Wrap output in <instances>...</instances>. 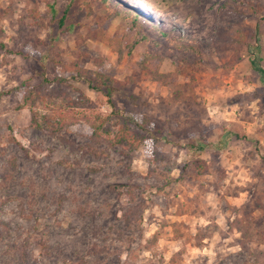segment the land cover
Masks as SVG:
<instances>
[{"label": "rangeland", "instance_id": "374dc122", "mask_svg": "<svg viewBox=\"0 0 264 264\" xmlns=\"http://www.w3.org/2000/svg\"><path fill=\"white\" fill-rule=\"evenodd\" d=\"M105 3L115 14L0 0V264H264V84L250 64L264 72V0ZM126 10L152 26L129 54ZM99 35L120 40V58ZM144 53L161 57L162 84L133 66ZM76 67L112 79L110 104ZM42 78L45 91L63 80L35 107L68 125L55 133L16 108ZM111 109L146 117L155 140L92 144L82 117Z\"/></svg>", "mask_w": 264, "mask_h": 264}, {"label": "trees", "instance_id": "16d2710c", "mask_svg": "<svg viewBox=\"0 0 264 264\" xmlns=\"http://www.w3.org/2000/svg\"><path fill=\"white\" fill-rule=\"evenodd\" d=\"M102 6L107 8L111 14H115L111 10L110 6H107L105 0H100ZM264 9V7H263ZM66 11L62 13L59 17V21L62 22L64 19ZM123 20L126 21V26L134 32L136 36L129 45H127V52L133 49V47L140 41L144 39L142 35L143 27H152L151 25H139L138 21H142L141 17L138 16L137 12L126 10L122 13ZM155 27H153L154 29ZM157 30V29H155ZM158 31V30H157ZM159 32V31H158ZM245 33V32H243ZM164 35V34H162ZM102 44L108 47L111 51L115 52L117 58L121 57L122 49L120 40L110 38L104 35H99L97 38ZM171 45L176 49H186V50H196V46L186 47L182 45L181 42L167 39ZM239 46V41L235 40L234 48L235 50ZM151 62H155V65H151ZM161 62V57L157 53H144L141 59L133 64V66L138 70V72H145L151 76V79L157 84H162L163 80L167 77V74H162L157 71L156 64ZM250 64L256 71L259 76L260 82L264 84V72L259 67H254L253 62ZM75 78L82 80L86 87L94 92H97L106 104H110V88L112 85V79L100 71H89L87 69H82L76 67L74 70ZM49 84V81L46 78H42L38 86H25L21 92L20 103L17 105V109L27 108L30 112V124L35 128L39 129H49V132L55 133L61 129H66L67 124H64L60 121V115L49 116L47 114L39 115L35 110V107L41 106L44 102H47L49 98L54 96L56 93H53L55 90L59 93V87L63 84V80H55V90L54 91H45V86ZM76 103H73L75 105ZM82 120L86 123L89 129V140L92 144H102L107 143L111 146L118 147H127L129 152L135 151L145 140L154 141L155 138L150 134V131L147 129L150 125L149 120L146 117H143L141 121L132 123L127 117L114 109H111L106 115L104 114H92L84 115ZM110 123L114 124L115 131L111 133L110 137L107 135L109 133ZM241 236L240 241L248 243L250 239L246 237V232L238 231Z\"/></svg>", "mask_w": 264, "mask_h": 264}]
</instances>
